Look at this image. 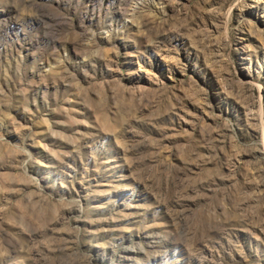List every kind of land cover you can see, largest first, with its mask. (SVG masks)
<instances>
[{
    "label": "rangeland",
    "instance_id": "1",
    "mask_svg": "<svg viewBox=\"0 0 264 264\" xmlns=\"http://www.w3.org/2000/svg\"><path fill=\"white\" fill-rule=\"evenodd\" d=\"M0 264H264V0H0Z\"/></svg>",
    "mask_w": 264,
    "mask_h": 264
}]
</instances>
